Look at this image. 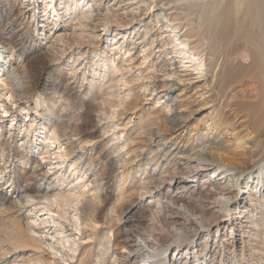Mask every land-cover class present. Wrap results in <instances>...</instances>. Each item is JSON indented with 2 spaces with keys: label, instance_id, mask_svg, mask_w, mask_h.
I'll return each mask as SVG.
<instances>
[{
  "label": "rangeland",
  "instance_id": "obj_1",
  "mask_svg": "<svg viewBox=\"0 0 264 264\" xmlns=\"http://www.w3.org/2000/svg\"><path fill=\"white\" fill-rule=\"evenodd\" d=\"M52 1L55 6L51 8L43 0H0V69L9 61L19 75L9 80L22 81L24 89L23 93L14 91L17 87H11L2 75L6 67L0 70V264H114L122 254L117 240L125 229L134 231L140 226L148 232L157 227L149 231L157 232L164 226L160 216L153 214L152 225L143 222L150 218V210L157 209L166 187H173L168 181L159 182L157 175L174 169L179 170L176 178H182L190 164L182 162L181 156L196 152L208 138L237 152L228 141L237 142L235 136L245 134L250 161L264 169V0L248 3L250 21L241 23L249 30L247 42L241 35L220 42L219 31L210 33L212 55L207 56L203 70L215 92L214 101L178 131H172L163 118L171 112L167 108L175 104L174 97L164 95L161 88L152 89L162 82V71L153 70V65L165 64L157 61L161 53L157 50L167 40L157 19L163 10L153 6L157 0H122L127 10L136 2L141 4V19H109L105 28L98 24L95 36L82 24V40L72 39V31L78 32L76 18L87 10L90 0H77L75 11L67 7L73 8L76 0ZM171 1L164 8L169 11L176 4L175 13L184 14L190 13L196 0ZM211 1L219 7L230 0ZM100 2L104 9L116 0ZM19 12H25L24 19L18 18ZM197 16L187 15L201 23L191 27L193 39L206 48L208 42L202 38L207 31ZM167 47L161 56L170 62L171 70L182 79H194L198 75L194 66L176 57L170 44ZM190 93L181 101L189 111L195 108L188 102L192 98H186ZM208 111L214 115L213 130L205 125ZM217 172L210 167L188 178L193 181L186 185V200L202 193ZM146 189H150L148 194ZM233 194L237 202L226 211L222 238L214 232L215 226L209 233H189L187 241L178 249L171 246L168 253L182 257L190 250V255L171 264H198L195 260L201 256L203 264H264V186L252 188L250 198L241 203L238 190ZM86 198L96 207L97 227L90 226L88 210H81ZM231 215L241 216L235 222L238 232L233 239L226 236ZM217 217L212 212L207 222ZM66 238L68 242L62 244Z\"/></svg>",
  "mask_w": 264,
  "mask_h": 264
},
{
  "label": "bare ground",
  "instance_id": "obj_2",
  "mask_svg": "<svg viewBox=\"0 0 264 264\" xmlns=\"http://www.w3.org/2000/svg\"><path fill=\"white\" fill-rule=\"evenodd\" d=\"M249 1L250 0H230L225 5H222V6L218 5L219 7H217V6L212 4L211 0L210 1L196 0L195 2L193 1V3H192L193 8H192V10H190V13L185 12L184 14L175 13L176 11H174V10H175V8H177L176 4L174 6L172 5L171 6L172 9L169 11H167V9L164 8L166 5L173 3L171 0H157V2H155L153 4V6H156L157 9L159 8V9L163 10V11H161L162 13L157 17V19H158V21L159 20L162 21V29L166 32L165 34H166V38H167L165 44H163L161 46H159L160 44L158 45L159 48L157 51L161 52L163 54V52L166 51L168 48L167 44H170L173 52L177 53L176 57L188 59L187 62H190L192 64V66H194L192 68L194 70H196V74H198L192 80L191 79H189V80L182 79L179 77L178 74H176L175 71L171 70L170 62H167L168 61L167 59L165 61H164V59H162L161 53L157 56L158 59L156 58L158 62L163 61L165 63L164 65H160L159 66L160 68H156L157 66L155 64L153 65L154 68H156V69L153 68V70L156 71L159 69L160 71H162L161 72L162 73L161 74V77H162L161 81L162 82L160 84H155V85H153V86L151 85V86L153 87L152 88L153 90H155L157 88H161L162 90H165L164 95L169 94L171 97H174L172 100L176 101L175 102L176 105L175 104L170 105L169 108H167V109H169V111H171L173 113V114H171V112L169 113V114H171V117L168 116L169 114L165 115L163 117L167 121V123L171 126L170 129H172V131L173 130L178 131L179 129L185 127L187 122L190 120V118L192 117L193 114L197 113L198 111L207 109V107H209L208 103L214 101V93L215 92H213L211 85L209 83H206L207 74H206V71L203 70V66L207 65L206 64L207 56L212 55L211 50H210L211 48L209 46L210 39H211L210 33L213 32V30L219 31L220 32V39H221L220 42H225L227 40H231L236 35L244 36V39L247 42L249 30L244 28L241 23L243 20H249L250 21V7H249V9L247 7ZM121 2H122V0H116V2H114L110 5H105V8L103 9L101 7L102 5H101L100 0H90V3L88 2L89 7L86 8L87 10H83L81 13V16L79 18L78 17L76 18L77 19V26H79V28H78L79 30L77 33L75 30L72 31V36H73L72 39L74 37L78 40H82L84 38V34H82L83 32H81L82 24L85 27L89 26V29H91V31H92L91 36H95L92 34L95 30H97L98 24H101L104 27V26H106V23L109 19H117V20L121 19L124 21H132L135 19H137V20L141 19V18H139V16H141L140 14L143 13L142 12L143 10L139 9L141 4H137V2H136V5L133 8L127 10L123 6L125 3L122 4ZM43 3L45 4V6H48V5L51 6V8L53 6H55V1L53 2L52 0H43ZM78 3L79 2L77 0L73 1L71 3V5H74V7L73 8H72V6L67 7V10L72 9L73 11H75L76 9H78ZM41 8H43V7H41ZM203 8H205V9H203ZM55 11H56L55 13L57 15L58 14L57 8H55ZM25 12H19L18 18L24 19L25 18V16H24ZM179 12H180V10H179ZM55 13L53 15H55ZM192 13L193 14L197 13L198 16L201 17L203 20V26L205 27V30L207 31V33L203 36L202 40L203 39L207 40L208 46L206 48H201V46L198 44V41L193 39V38H195V37H193L195 34L194 35L192 34L191 27L194 25L195 21L193 19H188V17H187L188 14H192ZM83 20L85 21V23L82 22ZM195 23H196V25H198V27L201 25V23L198 21ZM83 30H84V28H83ZM107 31H109V30L105 29V32H107ZM198 34H200V33H198ZM96 36H98V35H96ZM64 37H65V35H64ZM214 37H216V36H214ZM92 38H94V37H92ZM142 41H144V38L138 40L137 43L142 42ZM202 42L204 43V41H202ZM72 43H74L73 40H72ZM113 44L115 45L116 43H113ZM151 44H152V42L149 45H151ZM0 47H2V45ZM116 47H117V45H116ZM130 47H132V46H130ZM225 48H226V46H225ZM205 49L207 50L205 53L206 56L203 58V56H204L203 52ZM218 49H220V48H218ZM128 52H129V50H128ZM142 52L145 53V51H142ZM0 55H1V53H0ZM144 58L146 61V59L148 58V55L145 54ZM173 62H174V60H173ZM4 66L7 69L5 72L2 73V75H4V79L9 80V79H11V76H15V77L19 76L18 73L16 72V70L14 69V67L12 66V64L9 63V61H5V63L3 65H1L0 70L4 69ZM148 76H150V75H148ZM143 77H144V75H143ZM200 77H202V78H200ZM146 79H150V78H146ZM157 79H159V78H157ZM154 80L156 81V79H154ZM122 82L124 84L127 81L125 79ZM22 84H23L22 81L16 83L15 80H9V85L11 87H14V86L17 87V88H12V89L18 93H23V91H24V89L21 87ZM187 91H190L191 93L188 94L189 96H186V98L187 97L192 98L188 102H191L192 104L195 105V108L191 111H189L187 109L186 105H183L181 103V101L182 100L184 101V99H185L182 96L186 95ZM129 93H131V91ZM261 96H262V94H261ZM124 97H126V96H124ZM124 97H122V98L124 99ZM259 100H260V98H259ZM104 101H103V103H104ZM169 104H171V103H169ZM243 105H244V107L246 106V104H243ZM114 107H117V105ZM261 109H262V107H261ZM107 113H109V112H107ZM212 113H213L212 111L206 112V115H208L207 116L208 118H206V120H205V125L207 126L208 130L214 129V125H213L214 121H212L214 118L213 117L214 115L213 116L210 115ZM247 113H248V111H247ZM118 114H117V116H118ZM117 116H115V117H117ZM258 119H260V118L258 117ZM231 120H230V124H232ZM162 128H164V127H162ZM258 128H261V127L258 126ZM158 129H159V127H158ZM256 130H257V128H256ZM238 132H240V131H237V133ZM249 133H251V132H249ZM231 135L234 137L235 133L233 134L231 132ZM245 136H246L245 134L242 136H238V135L235 136L234 140H236L237 142L232 141V140L228 141L229 145H233V144L236 145L235 148L239 149V151H237V152L234 149L227 148L228 145L226 147L224 145H221L223 143L219 144L218 142L211 140V138H208V139H206L205 142L202 143L200 148L198 146L199 149L196 152L185 154V155L181 156L183 158L182 162H187L190 164L188 166L189 168L187 167V170H185V172L183 174L184 179H183V177L177 179L176 177L179 174V172H178L179 170H174V169H171V172H165V173H161L160 175H157L158 177L156 179L159 180V182H167L168 181L169 183H172L173 187H171L170 184H169L168 188L166 187V190L164 191L163 196L160 197L161 199H159V201H158L157 209L150 210L149 211L150 218L145 217V219H143V222L147 225H152L154 221L151 220V216H152V214H153V216L157 215V216H160V218L162 219L161 225L164 224L163 228L158 229L160 231H157V232H149V231H154L157 228L156 226H154L156 228H153L151 226L153 228L152 230L150 229L151 227L149 226L150 230L148 232L144 231L142 229H139L140 226L137 227V225H136V227L139 230L135 229L134 231H131V230L125 229L126 231L117 240L118 244L119 243L122 244L121 250L119 251V253H122V254H120L117 257L119 259V261L116 260L117 258L115 257L116 259H114V261L112 263H114V264H171L170 262H173V261L176 262V261H179L181 259H186L188 257V254L190 255L189 249H188L189 250L188 253H187V251H185L184 252L185 255H183L182 257L175 255L174 258L175 257L176 258L174 259L173 257L169 256V254H170V253H168L169 248L171 246H173L174 249H178L183 241H187L186 238L188 237V234L191 232L194 234H198L202 231H206V233H209L212 230V229L210 230L211 226H215L216 229L214 232L217 233L219 236V239H221L223 232L225 230V224L224 223H225V221H228L226 219V216H227L226 211H229V208H230L232 203L237 202L234 199L233 191L238 190V194L241 195L239 203H241V201H243V200L246 201L248 198H250V191L252 190V188H257L258 186L260 188L261 186H264V169L261 166L255 167L254 162L250 161L251 149H250V146H246V142L243 140ZM258 137H260V136L258 135ZM167 140H168V142H170L172 139L170 138ZM255 140H257V139H255ZM195 145H197V144H195ZM256 153H257V151H256ZM256 153H254L253 155H255ZM181 154H182V152H181ZM256 157H258V155ZM210 167H212L213 173L218 171L217 175L210 178L209 185L207 187L202 188V190L200 191L202 193H200L198 196L187 198V200H186V197H187V196H185L186 195L185 194L186 185L189 184L191 181H193V180H191L192 178L189 180H188V178L194 177L195 174L199 173V171H202V170L205 171L206 169H208ZM183 168H182V170H183ZM180 173H182V172H180ZM153 181H154V179H153ZM154 182H151V183L155 184ZM159 182H157V183H159ZM153 189L154 188H152V190ZM149 191H150V189H148V190L146 189L145 193L149 192ZM132 192H135V191H132ZM136 193H133V194H136ZM190 193L193 194L194 190H192ZM146 194H148V193H146ZM140 195H141V193H140ZM75 199L77 200L78 197H76ZM117 205H119V204H117ZM117 205L115 204L114 207ZM83 206H85V207L81 208V210H83V211L85 209L88 210V211L86 210L87 211L86 213H87V219L89 220L88 222H90V224H91L90 226L91 227H97V226H95L96 221L94 220V216H95L94 211H95L96 207H94V205L91 203V201L87 200V198L83 201ZM149 209H151V208H149ZM241 211H244V210H239V212H241ZM212 212H216L218 217L216 218V220L213 223H210V222H207L208 220L206 217H207V215H209ZM146 213H145V216H146ZM156 217H155V219H156ZM239 217H241V216L240 215H235V216L231 215L230 221L226 222V224L228 223V229H229L228 234L226 236H228L229 238H232V237L234 238V236H236V232H238V229L235 228V222H238ZM108 219H110V218H108ZM141 219H142V217H141ZM157 220L158 219H156V221ZM54 221L57 222L56 220H54ZM159 221H157L156 224ZM109 222H110V220H109ZM102 224H103V222H102ZM158 224H160V223H158ZM141 225L143 227V224H141ZM145 230H147V228ZM173 236H174V238L176 237L175 239L173 238L174 241L169 240ZM68 239L69 238H66L64 240V242L61 241V243L65 244L66 242H68ZM186 253H187V255H186ZM139 255H141L142 257L138 258ZM195 256L196 255H194V257ZM198 261H199L198 264L204 263V259H202V256L199 258V260H197V261L195 260V262H198Z\"/></svg>",
  "mask_w": 264,
  "mask_h": 264
}]
</instances>
